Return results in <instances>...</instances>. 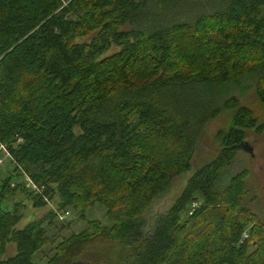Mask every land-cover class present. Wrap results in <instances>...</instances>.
<instances>
[{
  "label": "trees",
  "instance_id": "trees-1",
  "mask_svg": "<svg viewBox=\"0 0 264 264\" xmlns=\"http://www.w3.org/2000/svg\"><path fill=\"white\" fill-rule=\"evenodd\" d=\"M246 77L264 105V0H0V146L11 166L0 180V264H36L59 220L49 210L17 228L18 211L53 200L80 217L101 206L110 225L87 221L45 264L104 245L122 251L119 264H264L248 173L223 176L245 134L264 129L224 91ZM225 110L218 154L145 233L141 215L190 170L205 125Z\"/></svg>",
  "mask_w": 264,
  "mask_h": 264
},
{
  "label": "rangeland",
  "instance_id": "rangeland-1",
  "mask_svg": "<svg viewBox=\"0 0 264 264\" xmlns=\"http://www.w3.org/2000/svg\"><path fill=\"white\" fill-rule=\"evenodd\" d=\"M114 50L116 48L112 46L111 51ZM224 91L228 92L229 96L235 97L241 105L249 108L259 124H264V105L257 99L252 77H246L237 84H231ZM232 113V110H225L221 115L205 125L197 139L195 152L190 161V170L172 178L166 193L151 203L141 215L140 218L143 222L145 233L151 229L156 216L167 211L173 204L184 187L187 177L202 164L215 158L218 154L220 145L216 138L217 133L219 130L229 127ZM244 145H246V149L244 148L236 152L233 163L224 170L223 176L234 175L243 170L247 171V195L244 203L250 206L252 211L258 214L262 221H264V129L261 133H254L253 130L248 131L245 134ZM5 162L6 160H4L2 167H0V180L4 178L6 171L11 168ZM13 199L19 201L22 198L21 196H16ZM22 202L24 203V208L18 211L21 214V218L17 224V228H21L34 219L43 217L49 210H57L54 200L49 202L46 207L40 209H34L30 202ZM67 212L69 213L68 219L66 218L62 222H55L56 225L54 224V227H46L47 235L50 240H53V243L47 245L35 255L33 261L36 264H45L48 257L54 253L53 249L58 241L69 237L73 233L86 230L88 226L87 221L99 220L103 225H110L107 219H105V210L101 206H93L88 209L84 213V217H80L79 212H75L70 208ZM108 246L104 245L92 248L79 260L88 262L89 264H119L122 251ZM13 253L14 247L11 244L7 245L5 247L4 258L12 256ZM124 253L123 251V255Z\"/></svg>",
  "mask_w": 264,
  "mask_h": 264
},
{
  "label": "built area",
  "instance_id": "built-area-1",
  "mask_svg": "<svg viewBox=\"0 0 264 264\" xmlns=\"http://www.w3.org/2000/svg\"><path fill=\"white\" fill-rule=\"evenodd\" d=\"M8 157V154L7 152L5 151V149L0 146V165H2V161L3 159L7 158ZM23 179H24V182H25V186L27 188H30L32 191H35V192H38L39 194H41V190L35 186L31 181L30 179H28L25 175H23ZM192 207H195V205H192ZM55 214H56V217L58 218L59 221H63L65 220L68 216H69V213L67 211H54ZM247 236L246 235H243V238H246Z\"/></svg>",
  "mask_w": 264,
  "mask_h": 264
},
{
  "label": "water",
  "instance_id": "water-1",
  "mask_svg": "<svg viewBox=\"0 0 264 264\" xmlns=\"http://www.w3.org/2000/svg\"><path fill=\"white\" fill-rule=\"evenodd\" d=\"M243 146V145H241ZM242 149H244V147H241ZM246 149V148H245ZM250 151V150H249ZM72 264H89L88 262H83V261H78V262H74Z\"/></svg>",
  "mask_w": 264,
  "mask_h": 264
},
{
  "label": "flooded vegetation",
  "instance_id": "flooded-vegetation-1",
  "mask_svg": "<svg viewBox=\"0 0 264 264\" xmlns=\"http://www.w3.org/2000/svg\"><path fill=\"white\" fill-rule=\"evenodd\" d=\"M245 146H246V145H243L244 148H246Z\"/></svg>",
  "mask_w": 264,
  "mask_h": 264
}]
</instances>
